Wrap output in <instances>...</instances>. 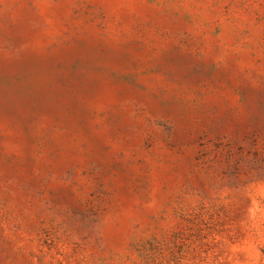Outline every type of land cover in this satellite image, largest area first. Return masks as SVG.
Listing matches in <instances>:
<instances>
[{"label":"rangeland","instance_id":"1","mask_svg":"<svg viewBox=\"0 0 264 264\" xmlns=\"http://www.w3.org/2000/svg\"><path fill=\"white\" fill-rule=\"evenodd\" d=\"M0 264H264V0H0Z\"/></svg>","mask_w":264,"mask_h":264}]
</instances>
